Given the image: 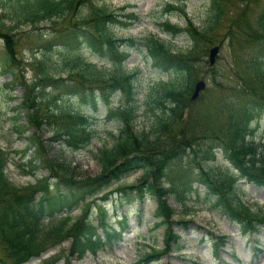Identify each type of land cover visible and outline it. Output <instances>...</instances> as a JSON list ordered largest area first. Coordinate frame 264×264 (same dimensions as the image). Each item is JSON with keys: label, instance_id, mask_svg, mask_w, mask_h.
Returning <instances> with one entry per match:
<instances>
[{"label": "trees", "instance_id": "obj_1", "mask_svg": "<svg viewBox=\"0 0 264 264\" xmlns=\"http://www.w3.org/2000/svg\"><path fill=\"white\" fill-rule=\"evenodd\" d=\"M105 1L9 0L10 4H14L11 5L13 10L11 17L17 28L28 23L33 25L51 22L54 18L64 19L73 15L77 19L70 20L67 28L61 30L60 34L52 36V39L45 40L35 52L33 60L28 64L35 72L36 82L31 85L21 82V85L26 87V93L18 107H22L21 110H29L31 124L38 131L45 129L52 133V143L79 151L87 148L95 137L92 117L79 108L73 110L67 104L58 106L59 100L63 99L65 94H79L82 101L86 102L88 97H83L82 93L98 90L90 101L94 104L95 98L98 97L109 103L113 94L123 91L128 94V101L116 111L108 113L107 121H117L122 128L116 137V144L112 148L100 149L96 155L103 172L98 178L75 180L74 178L79 177L72 172L70 165L56 161L54 169H51V176L56 179L53 189L50 182L48 183V178H42L38 180L39 185L25 188L23 190L26 191L22 192L19 187L11 185L4 175L9 159L0 147V195L4 199L0 207V245L8 254L7 258H0V264L28 262L47 249L52 237L60 239L65 236L71 237L73 244L70 256L76 259L84 257L87 252L96 254L105 245L104 238L99 233L101 228H105L108 240L120 239L116 233L107 231V210L104 205L97 202L107 200L109 196L107 190L112 183L120 182L131 172L140 170L144 171L141 183L132 188H136L141 199L148 194L155 196L157 206L154 214L158 221L156 224L166 227L165 252L175 249L172 244L177 246L182 244L181 236L175 234L172 228L175 210L169 199L174 198L177 204L186 206L197 184L205 187L209 195L217 196V206L221 213L240 225L242 231L257 233L264 225V214L256 213L243 205L235 194L236 180L230 177L220 178L203 166V162L183 168L175 176L167 175L169 163L187 156L189 151L196 153L197 157L202 154L204 161L211 162L213 155L216 156L217 153L214 151L215 147L207 145L205 141L216 139L218 141L216 147L222 150L242 176L264 186L263 147L252 140L248 141L252 133L249 121L253 102L240 105L239 109L232 107L227 123H223L216 132L209 131L201 125L193 126L191 115H188L186 122L184 121V114L191 106L190 94L194 76L191 62L197 55L194 52L198 51L200 44L208 41L209 36H206V33L212 32L220 24L225 15L222 3L225 0H211L214 10L209 25L204 29L197 27L191 20L185 29L172 25L169 21L163 24L164 29L174 38L186 33L194 46L185 52L175 51L156 35L144 40L114 37L110 32L112 27H127L126 23L137 17L127 19L124 23L120 21V15H115L106 7L98 5L99 2ZM168 7L167 12L177 9L170 4ZM5 21L6 17H0V38L6 45V59L0 56V72L3 75H13L14 79L10 85L14 87L18 80L15 71L22 66L24 59L18 57L14 37L10 34L14 28L7 27ZM51 24L57 22L52 21ZM257 25L259 32L264 34V7L257 17ZM52 30L59 32L57 28ZM38 39L43 40L41 35ZM143 47L147 48L148 56L153 59L154 66L160 71L181 75V78L175 81L161 80L155 85L154 92L157 98L155 103L170 115L160 119L151 133H137L134 127L137 108L135 90L138 89L136 81L140 72L128 73L120 70L124 68L129 58V50L133 48L140 50ZM86 52H90L101 61H111L119 66V75L108 77L100 69L102 67H97L85 57ZM259 64L251 73L253 77L262 76L259 78L264 82L263 63ZM64 74H68L71 84L64 85L68 82L61 77ZM52 86L59 90V95L49 99L47 93L50 91L47 88ZM2 131L0 127V139ZM216 134L221 136L217 137ZM36 164L35 161L28 162L23 172L32 174L34 168L31 165ZM126 190L125 187L118 191ZM39 192L43 194L36 203ZM100 195L102 198H99ZM91 203L98 204L99 225L91 220L87 208L84 217L78 222H75L76 218L69 216L64 223L60 222L54 229L46 231L45 221L54 220L65 212H72L82 204L91 207ZM160 254L161 252L148 254L139 261V264Z\"/></svg>", "mask_w": 264, "mask_h": 264}, {"label": "rangeland", "instance_id": "obj_2", "mask_svg": "<svg viewBox=\"0 0 264 264\" xmlns=\"http://www.w3.org/2000/svg\"><path fill=\"white\" fill-rule=\"evenodd\" d=\"M222 3L225 7L224 17L212 32L206 33V36H209L208 41L200 44L198 51L194 52L197 55L191 62L194 71L192 88L198 81L206 83L204 91L191 107L193 126L201 125L209 131L216 132L215 129H218L224 120L228 119L226 107L253 102L250 109L253 117L249 126L252 133L248 141L253 139L257 145H264V82L256 80L251 73L255 66L258 67L261 61L264 62V34L259 32L257 25V17L264 7V0H225ZM169 4L174 5L177 10L166 14ZM11 5L14 4H10L9 0H0V17H6L7 27L14 28L10 34L14 37L18 57L23 58L24 62L15 71L18 80L14 87L10 85L14 79L13 75H3L0 72V127L3 130L0 143L11 160L4 172L6 179L23 192L25 187L36 185L37 177L48 174L46 169L38 167L35 171L36 177L25 176L17 165L25 162L28 157H33L34 146L23 150L28 144L29 136H33L32 139L37 142L36 147L42 154L41 156H44L43 160L49 168L54 169L57 161L70 165L72 172L79 177H73L75 180L98 178L103 172L96 155L100 149L112 148L116 144V137L122 128L117 121L108 122L106 116L109 110H115L126 104L128 94L121 91L113 95L110 105L103 102L101 98H97L96 106L84 104L80 95L74 98L63 96L58 106L67 104L73 110L79 108L92 117L95 137L87 148L78 152L52 144V133L45 129L38 132L30 123L29 110H20L22 107H18L26 93V87L21 85V82L24 81L26 85L36 82L35 72L28 64L33 60L35 52L45 40L52 39V36L60 34L61 30L67 28L70 20L76 21L77 19L73 15L64 19L63 17L54 18L52 21H56L57 24L45 21L33 25L24 24L17 28L16 22L11 17L13 15ZM98 5L106 7L115 15H120V21L124 23L127 19L137 17L128 22L132 24L129 28L112 27L110 32L114 37L144 40L151 35H156L178 52L189 51L194 45L185 33L179 34L177 38H172L165 33L162 28L165 21L168 20L181 29H185L191 20L196 26L204 29L209 25L214 10L211 0H107ZM54 28H57L59 32H54L52 30ZM40 35L42 41L38 39ZM214 46H220L221 50L215 66L210 67L208 53ZM147 51L146 47L131 50L125 67L120 69L128 73L140 71L138 89L135 90L137 108L134 127L137 133H151L160 119L170 115L168 111L155 103L157 99L154 92L155 85L161 80L167 82L181 78L180 74L164 73L156 68L153 59L147 55ZM0 56L6 59V45L1 38ZM260 56L262 60L259 59ZM85 57L97 67H102L100 69L108 77L119 75V68H115L117 65L100 61L90 52H86ZM258 59L259 62H257ZM61 77L66 78L68 74ZM49 91L47 93L49 99L59 95V90L54 86L49 88ZM82 96L92 98L93 94L90 91H84ZM252 98L257 100L253 101ZM188 114L189 110L184 114L185 120ZM17 126L21 131H25L21 137L16 134ZM215 136L220 137L221 135L216 134ZM205 142L215 147L217 159L213 156L212 159L215 161L209 164L204 163L203 166L211 169L221 178L234 177L236 179L235 194L241 203L256 213L264 214V186L251 179H244L234 170L226 156L216 147L218 145L216 139H209ZM201 155L197 157L196 153L189 151L187 156L171 161L167 168V175L175 176L183 168L203 162ZM143 176L144 172L138 171L129 174L118 183H113L107 190L110 195L108 200L97 202L104 204L107 210L108 229L120 234L121 240L107 242L104 228H101L99 232L102 237H105L103 240L106 241L105 245L96 254L88 252L82 258L71 259L69 252L73 244L72 238L65 236L61 240L52 237L46 252L39 257L32 258L26 264H137L140 259L153 252H161V256L156 258L157 261H154V257L150 258L145 262L146 264H264V225L257 233L242 231L238 224L221 213L217 206V196L209 195L206 188L197 186L198 184L186 206L177 204L174 198L169 199V203L175 210L172 228L175 234L181 236L182 244L180 246L172 244L175 249L165 253L163 249L166 227L156 224L158 221L154 214L155 196L148 194L146 198L140 199L136 194V188H132L140 185ZM29 184L30 186L27 187ZM122 187H126L127 190L119 192L118 189ZM3 200L0 195V207ZM91 204V207L82 204L72 212L62 215L63 218L59 217L46 222V231L54 229L60 222L64 223L66 217L69 216L76 218L75 222H78L84 217L87 208L91 220L99 225L98 204ZM186 208H188L187 212ZM0 257H8L5 248L1 245Z\"/></svg>", "mask_w": 264, "mask_h": 264}, {"label": "water", "instance_id": "obj_3", "mask_svg": "<svg viewBox=\"0 0 264 264\" xmlns=\"http://www.w3.org/2000/svg\"><path fill=\"white\" fill-rule=\"evenodd\" d=\"M219 51H220L219 47H215V48L211 49V51H210V64H211V66H213L215 64L216 57L218 56ZM204 88H205V83L200 82V83L197 84L195 93L193 95V100H195L199 96L200 92Z\"/></svg>", "mask_w": 264, "mask_h": 264}, {"label": "bare ground", "instance_id": "obj_4", "mask_svg": "<svg viewBox=\"0 0 264 264\" xmlns=\"http://www.w3.org/2000/svg\"><path fill=\"white\" fill-rule=\"evenodd\" d=\"M223 112H225V111H223ZM60 239V238H59ZM63 239V237L61 238V240Z\"/></svg>", "mask_w": 264, "mask_h": 264}]
</instances>
